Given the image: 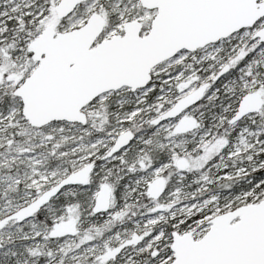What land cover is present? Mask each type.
<instances>
[{
    "label": "snow or ice",
    "instance_id": "obj_1",
    "mask_svg": "<svg viewBox=\"0 0 264 264\" xmlns=\"http://www.w3.org/2000/svg\"><path fill=\"white\" fill-rule=\"evenodd\" d=\"M0 264H264V0H0Z\"/></svg>",
    "mask_w": 264,
    "mask_h": 264
}]
</instances>
